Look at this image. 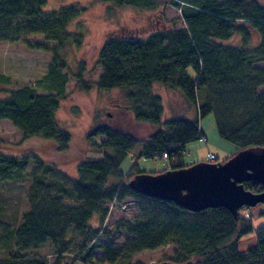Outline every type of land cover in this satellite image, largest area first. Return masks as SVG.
I'll use <instances>...</instances> for the list:
<instances>
[{
	"label": "trees",
	"instance_id": "obj_1",
	"mask_svg": "<svg viewBox=\"0 0 264 264\" xmlns=\"http://www.w3.org/2000/svg\"><path fill=\"white\" fill-rule=\"evenodd\" d=\"M96 1L149 12L161 8L159 0ZM45 3L0 0V41L42 35L45 41L57 43L53 48L37 47L53 58L44 80L47 92L24 86L0 96V120L11 121L24 139L46 140L57 156L73 151L72 135L60 126L57 113L71 78H75V88L82 91L96 87L125 92V110L131 118L159 128L142 142L146 158L159 156L163 161L161 157L166 154L167 167L158 173L187 167L183 160L185 144L204 134L198 118L211 113L220 135L234 143L237 151L264 147V92L259 91L264 86V68L255 67L264 62V5L255 0H172L181 10L184 27L170 28L161 20L164 27L145 39L123 32L112 35L98 52L101 74L89 84L83 81L87 72L84 62L80 61L76 73L70 74L65 61L68 49L80 50L85 44L83 36L71 30L78 7L64 6L48 13L43 9ZM235 37L239 38L237 43L230 44ZM189 67L196 76L189 75ZM5 81L9 77L0 74V84ZM156 83L180 92L197 117H172L163 122L164 106L154 91ZM100 136L105 140L97 139ZM87 141L91 152L100 155L84 153L73 177L60 169L64 165L60 156L44 159L36 151L0 143V184L31 179L29 211L20 225L11 228L1 218L0 206V264H48L46 257L21 253L48 241L57 254L68 253L74 234L80 237V247L72 261L93 264L97 247L93 243L103 231L92 228L89 222L98 214L102 224L108 214L105 204H121L128 197L156 205L133 223L114 226L115 233L123 229L135 239L117 249L110 242H102L103 258L110 264L166 244L180 247L184 259L178 254L173 259L180 264H264V227L257 231L255 247L245 253L238 250L239 238L252 230L250 218L240 212L238 219L223 207L191 212L130 189L127 183L133 173H124L121 164L141 143L134 135L97 125L87 134ZM31 162L35 167L28 173ZM244 187L253 192L264 190L255 181L245 182ZM104 233L113 235L107 230Z\"/></svg>",
	"mask_w": 264,
	"mask_h": 264
},
{
	"label": "rangeland",
	"instance_id": "obj_2",
	"mask_svg": "<svg viewBox=\"0 0 264 264\" xmlns=\"http://www.w3.org/2000/svg\"><path fill=\"white\" fill-rule=\"evenodd\" d=\"M255 1L264 5V0ZM159 2L161 8L155 12L134 7L104 5L96 0H46L43 9L50 13L64 6L78 7L76 10L78 16L71 24V30L75 34L83 36L85 44L80 50L68 49L65 61L71 68L68 72L70 74L76 73L80 61L84 62L87 72L83 75V81L93 84L101 74L97 56L100 47L107 38L123 32L145 39L152 32L164 27L161 20L169 24L170 28L184 27L181 10L172 4V0H159ZM238 39L235 37L229 43L236 44ZM40 45L53 48L57 43L45 41L42 35H29L18 41H0V74L9 77V81L0 84V96L5 95L9 90L24 86L34 87L38 93L48 91L44 80L49 74V66L53 58L51 53L37 49ZM255 67L264 68V62L257 63ZM187 72L191 77L196 76L193 67H189ZM75 84V78H71L66 88V96L62 99L57 113L60 126L72 135L73 151L57 156L51 143L40 137L24 139L22 133L9 120H0V143L20 146L23 150L36 151L44 159L60 156L61 162L64 163L60 169L73 177L76 175V163L84 156V153L89 156L100 155L91 152L92 147L87 141V134L94 126H109L118 131L130 133L141 141L122 162L121 170L124 173L132 172L133 175L138 172L158 173L167 167V162L164 161L166 158L163 156L161 157L163 161L159 156L145 157L142 142L159 128L148 123H137L131 118L125 110L127 105L125 92L120 90L100 91L96 87H92L89 91H82L78 87L75 88ZM154 91L162 97L163 122L172 117H192L193 119L197 117L192 106L180 92L169 90L161 83L154 85ZM259 91L264 92V86ZM198 122L206 139L203 141L196 139L185 144L183 158L185 166L207 162L208 153L214 154L216 161L219 162L236 153L237 147L234 143L220 135L213 113L202 118L199 117ZM97 139L105 140L104 136L97 137ZM34 167V163L31 162L27 172L29 173ZM30 187L31 179L28 177L0 184L1 218L9 223L11 228L20 225L22 216L29 211L27 194ZM155 205L146 199L131 197L122 200L121 204L106 203L108 214L103 223L101 224L98 214H95L89 222L92 228L101 227L103 231L102 235L97 236L94 243L91 242L97 246L92 255L93 264H110L103 258V249L100 247L102 242H110L117 249L124 246L126 242L135 239L123 229L116 233L112 231L116 224L119 222L133 223ZM245 212L251 220L252 230L238 240V250L241 253H245L257 245V231L264 227V204L259 203L254 207H246L240 211L242 216H246ZM105 230L112 232L113 235L106 236ZM79 247L80 237L74 234L68 253L57 254L53 244L48 241L38 248L29 249L21 254L29 257L35 255L46 257L48 264H74L72 259L77 258ZM181 252L180 247L166 244L156 249L143 250L130 257H120L115 264H159L164 261L180 264L173 259L177 254L184 259Z\"/></svg>",
	"mask_w": 264,
	"mask_h": 264
},
{
	"label": "water",
	"instance_id": "obj_3",
	"mask_svg": "<svg viewBox=\"0 0 264 264\" xmlns=\"http://www.w3.org/2000/svg\"><path fill=\"white\" fill-rule=\"evenodd\" d=\"M248 181L264 188V147L242 149L224 162L203 161L160 173H138L127 186L145 197L173 202L191 212L223 207L238 219L241 208L264 204V190L245 189Z\"/></svg>",
	"mask_w": 264,
	"mask_h": 264
},
{
	"label": "built area",
	"instance_id": "obj_4",
	"mask_svg": "<svg viewBox=\"0 0 264 264\" xmlns=\"http://www.w3.org/2000/svg\"><path fill=\"white\" fill-rule=\"evenodd\" d=\"M198 138H199L200 141L205 140V137H203L202 135H200ZM163 157L166 158V157H167L166 154H163ZM207 160L210 161V162H213V161L216 160V157H215L214 154H212V153H208V155H207ZM246 214H247V212H246Z\"/></svg>",
	"mask_w": 264,
	"mask_h": 264
}]
</instances>
